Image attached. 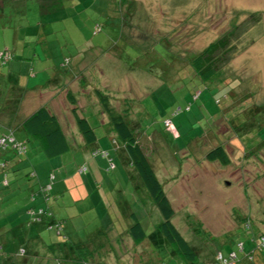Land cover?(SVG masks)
<instances>
[{"label": "rangeland", "instance_id": "obj_1", "mask_svg": "<svg viewBox=\"0 0 264 264\" xmlns=\"http://www.w3.org/2000/svg\"><path fill=\"white\" fill-rule=\"evenodd\" d=\"M231 30L232 49L203 82L191 57ZM5 49L8 61H54L60 71L73 66L85 72L72 84L78 111L116 167L107 170L93 159L98 178L89 169L80 172L90 152L82 148L69 103L58 99L53 108L71 149L48 158L33 138L40 180L54 185L38 215L49 225L32 221L37 217L27 210L33 205L28 188L3 184L13 171L2 173L0 264L5 257L7 264L182 262L155 227L161 213L137 172H128L123 146H114L110 134L116 136L103 124L107 116L96 87L117 109L128 108L175 210L172 220L196 247L198 256L189 264H215L231 251L242 257L238 241L244 252L253 249L251 237L264 232V0H0V50ZM6 121L0 114V128ZM6 130L0 135L14 133ZM218 143L229 152L226 165L205 157ZM132 210L148 234L141 242L126 231ZM253 254L255 263L236 264L264 261V250Z\"/></svg>", "mask_w": 264, "mask_h": 264}, {"label": "trees", "instance_id": "obj_2", "mask_svg": "<svg viewBox=\"0 0 264 264\" xmlns=\"http://www.w3.org/2000/svg\"><path fill=\"white\" fill-rule=\"evenodd\" d=\"M233 35L234 30L223 33L213 41L209 42L202 50L191 57V62L193 64L195 73L202 79L203 82H206L204 81V79L208 76V74H211L218 68L219 63L222 62L221 59L224 58V54H227L232 49L233 45L230 44V39ZM8 60L9 59L7 58V61ZM2 61H5V59H2ZM94 92L98 97L101 111L106 114L111 131L117 138H113V142L116 143V140H118L117 144H114V146L116 148H118L119 146H123L126 157L128 159V163L133 166L134 170L141 178V181L147 189L149 196L161 213L162 219L155 223V227L160 231L163 239L172 245L175 256L182 261H179V264H189L190 262H193L198 256L196 247L189 242V240L181 233V231L177 228L172 220L175 214V210L171 201L169 200L163 184L159 180L153 168L148 154L146 153L135 131L134 125L128 116V108L124 107L123 110L117 109L116 106L111 102L109 95L97 87L94 89ZM66 96L71 104L70 111L84 142L86 144L95 142L98 139V136L94 130V126L90 123V121L85 116L79 113V105L76 94L72 90H67ZM219 100L220 98H218L217 101L219 102ZM21 125L28 134L29 140H31V138H36L39 140L40 147L46 157L51 158L54 156H58L71 149V145L68 141L67 135L58 116L45 104L39 106L30 114H28L22 120ZM8 134L12 135L14 137V140L7 141L5 144H0V156L11 149L16 156V159L22 158L24 160L26 151L28 149V141L15 138L14 134L11 132ZM15 142H21L20 144L23 145V148H21L19 145H15ZM94 150H98L99 152L92 153ZM102 151H106V154H102ZM91 154L92 156L101 155L105 157L107 159L105 166L107 170H111L116 167V163L107 149L96 147L91 151ZM205 157L208 160L212 161L218 160L225 165L231 161L229 152L226 146L222 143H218L212 146L205 153ZM0 158L1 171L2 173H4V176H7L9 172L8 170H10L8 166V160L5 157ZM110 162L113 163V166H110ZM79 166V170L82 173L89 169L87 160H85V162L81 163ZM19 168H16L15 170H18ZM54 174L55 173L49 175L51 181ZM23 176H25V178L27 179H32L36 176V172L34 169H31L30 171L28 170V172H26V174H24ZM9 182L10 179H7L6 177L3 178V184L8 185ZM52 187L53 186L51 182H47L45 184L41 182L35 189H32V191H30V199L33 200V205L28 206L27 210L29 212L33 211L35 217H37L33 218L32 221L38 220L41 224L45 223V226H48L49 222H47V220H44V218L41 219V217H38V215H41L45 212L44 206L36 205L34 201L39 197L43 199V202L45 201V199H48L51 196L50 190L52 189ZM50 216L51 215H49V217ZM128 216L132 219V222L126 227L127 233L136 242L143 241L148 237V234L141 219L134 210L128 212ZM61 231V228H58L57 232L62 233ZM102 231H104V228ZM253 238L254 237H251V240H253ZM55 243L56 242H51L48 244L50 249H54L53 245ZM1 246L2 245L0 244V247ZM60 249H65V247L60 246ZM253 249L251 251L244 252L243 242L241 251H243L244 254L242 256L244 257L245 254L254 253ZM23 251L26 252V250H24V247ZM237 257L238 261L236 263H238L242 258L239 257L238 254ZM3 259L4 261H2V264H7L8 261L10 262L9 257H5ZM248 261H253L255 263L254 254H252V258ZM256 264H260L259 261H257Z\"/></svg>", "mask_w": 264, "mask_h": 264}, {"label": "crops", "instance_id": "obj_3", "mask_svg": "<svg viewBox=\"0 0 264 264\" xmlns=\"http://www.w3.org/2000/svg\"><path fill=\"white\" fill-rule=\"evenodd\" d=\"M53 62L54 61H46L44 63L43 61H0V92L2 94V97L0 95V114L4 115L7 120V127L0 128L4 129L0 130V134L6 129L10 131L13 130L15 138L19 140L30 141L28 134L21 125L22 120L28 114L43 104H45L51 111L55 113L56 110H54L53 106L60 98H62L64 101H67L69 103V109L71 108V104L66 96V91H73L72 84L81 81L79 80L81 78H86L85 72H76V68L73 66L70 68V70L66 69L65 71H60L58 66ZM76 97L78 99V105L80 106L79 97L77 94ZM14 114L19 115L20 117L14 119ZM103 124L107 127L109 132H112L108 123V119L106 122H103ZM16 131H18V133H16ZM111 135L112 134H110V137L113 140ZM35 140L36 139L33 138L31 139V147H28L24 160L22 158L16 159V156L11 149L0 156L2 158L5 157L8 160V166L10 169L8 171H13L20 167L18 170L13 171L9 184L13 182L20 188L23 185L28 188L29 192L32 191V189H35L37 185L42 182L39 175L40 170L33 161L35 154L39 149ZM117 141L118 140H116V143L114 144H117ZM100 145V140L97 139L95 142L90 144H86L84 142L82 147L85 148V153L90 152L87 162L89 166V174L91 175L89 176L93 178V180L97 179L99 176H96L98 170L96 169L95 163H93V159L97 161H103L104 166H106L107 162L105 157L101 155L92 156L91 154V151L96 147L101 148ZM40 150L42 149H39V152L41 153ZM64 154H66V152L60 155ZM58 156L56 158H59ZM123 159L126 160V157L124 156ZM58 163L60 164V168L63 167V161H59ZM31 169H34L36 172L35 178L28 179V181L22 179L23 177L21 176L26 174V172H28V170L30 171ZM131 170H134V168L131 164H129L128 172L130 173ZM1 175L2 171L0 168V176ZM42 201L43 199L39 197L34 201V203L36 205H42ZM44 220L47 219L44 218ZM246 260L247 259L242 256L238 263H244L243 261ZM259 263L264 264V261L261 262L260 260Z\"/></svg>", "mask_w": 264, "mask_h": 264}, {"label": "built area", "instance_id": "obj_4", "mask_svg": "<svg viewBox=\"0 0 264 264\" xmlns=\"http://www.w3.org/2000/svg\"><path fill=\"white\" fill-rule=\"evenodd\" d=\"M98 29V28H97ZM96 29V30H97ZM9 52L5 49V50H0V58L1 59H7L9 57ZM171 123V120L169 118L165 119V124L167 126H169ZM14 137L12 135L9 134H3L2 136H0V144H5L7 141H13ZM21 142H15V145H19L21 148H23V145L20 144ZM98 150H94L92 153H98ZM102 154H106V151H102ZM110 166H113V163L110 162ZM48 187V186H46ZM250 223L246 222L245 223V227L249 226ZM254 251H260V250H264V233H258L254 238ZM238 245V249L241 251L242 250V246H243V241H238L237 243ZM253 254V253H252ZM252 254H245L244 257L247 260H250L252 258ZM218 261L215 264H235L238 261V257H237V253L236 251H231L229 253V255L227 257H222V255L220 254L217 258Z\"/></svg>", "mask_w": 264, "mask_h": 264}]
</instances>
